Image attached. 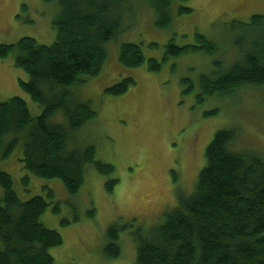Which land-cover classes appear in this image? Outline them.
<instances>
[{"label":"trees","instance_id":"obj_1","mask_svg":"<svg viewBox=\"0 0 264 264\" xmlns=\"http://www.w3.org/2000/svg\"><path fill=\"white\" fill-rule=\"evenodd\" d=\"M44 1H57L61 6L54 20V43L44 45L23 37L14 44L0 45V59L15 54L16 66L29 74L28 81H20L21 88L43 108L33 116L22 97L0 101V159L10 157L23 142L22 162L27 172L60 179L70 194H77L93 167L108 177L106 187L113 192L119 182L111 177L115 168L97 159L96 147L71 148L73 135L97 115L90 103L75 101L71 88L101 72L108 44L123 30L130 0ZM173 4L174 0H153L158 27L172 23ZM179 11L192 9L181 7ZM227 30L237 53L231 65L218 57V42L201 33L196 34V44L168 43L163 60L147 59L140 44L121 43L119 61L129 68L148 63L149 70L159 71L170 57L202 51L216 57L211 71L200 76L198 102L234 96L244 88L264 91V14L253 15L247 22L234 21ZM134 84L133 78H126L105 92L122 95ZM183 84L186 94L193 92L190 79ZM58 111L65 115V124L51 121ZM238 137L236 128L217 131L206 148V163L194 192L187 195L177 186L178 205L149 229L133 222L112 225L106 232L105 256L121 257V233L131 230L137 264H264V152L237 149ZM173 179L177 185L176 171ZM0 186V264H54L51 251L64 239L43 223L50 203L43 196L22 201L12 176L5 171H0Z\"/></svg>","mask_w":264,"mask_h":264},{"label":"rangeland","instance_id":"obj_2","mask_svg":"<svg viewBox=\"0 0 264 264\" xmlns=\"http://www.w3.org/2000/svg\"><path fill=\"white\" fill-rule=\"evenodd\" d=\"M152 3L128 2L123 30L108 44L101 72L71 88L76 102L90 103L97 112L94 120L73 135L71 148L96 147L97 159L115 168L111 177L119 182L113 192L107 190L108 177L93 167L77 194H70L60 179L27 172L22 162L23 142L10 157L0 159V171L12 176L22 201L43 196L50 203L43 223L58 230L64 239L51 251L54 264H137L131 230L121 233L123 251L116 259L104 254L106 232L117 222H133L149 229L178 205L177 186L192 194L206 163V148L217 131L236 128L237 149L264 152L263 90L244 88L234 96L197 101L200 76L211 71L216 56L199 51L170 57L159 71L149 70L148 63L125 67L118 57L121 43H136L142 45L147 59L163 60L168 43L196 44V34L201 33L218 42V57L231 65L237 53L228 39V26L264 14V0H174L173 20L166 28L156 25ZM181 7L192 11L180 13ZM60 10L57 1L0 0V45L14 44L23 37L53 44L54 20ZM126 78L136 82L126 93L115 96L105 92ZM184 79L193 82V92H184ZM28 80L29 74L16 66L14 53L0 59V101L22 97L37 116L42 106L20 86V81ZM51 121L65 124L66 117L58 111ZM174 171L179 175L177 185ZM65 219L68 225L62 224Z\"/></svg>","mask_w":264,"mask_h":264}]
</instances>
